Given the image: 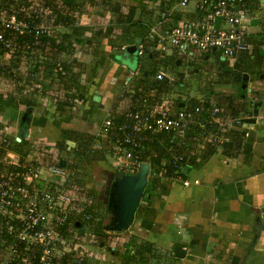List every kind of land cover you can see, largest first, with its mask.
<instances>
[{
    "label": "built area",
    "instance_id": "2783aa9c",
    "mask_svg": "<svg viewBox=\"0 0 264 264\" xmlns=\"http://www.w3.org/2000/svg\"><path fill=\"white\" fill-rule=\"evenodd\" d=\"M190 4L192 16L174 18L175 13L185 11ZM63 12L61 0H0V67L24 78L34 71L30 60L38 65L51 58L45 53L51 40L70 42L77 47L71 31L85 22L78 16L70 21ZM251 26L245 0H178L169 10L160 11L141 41L114 48L115 52H127L128 47L134 46L132 53L139 58L136 69H127L128 76L123 79L119 93L131 95L133 107L125 109L119 122L118 116L109 112L95 131L99 137L95 146L101 147L104 142L108 145L117 172H139L144 164V144L153 133H169L173 144L179 146L186 141L202 146L209 137L220 142L218 115L223 110L220 104L208 101L207 107H203L196 101L187 103L188 99L182 97V104L173 108L163 101H152L147 88L134 85L133 79L142 65L140 60L147 51L153 50L160 56L185 55L194 48L207 56L216 54L219 61L226 62L223 68L226 71L233 69L239 54L248 49ZM63 33L71 34L68 40H61ZM56 61L61 63V56ZM154 78L169 79L163 71ZM201 100L204 102V98ZM1 131L8 133V127L3 126ZM40 143L43 141L34 140L30 145ZM171 150L170 164L180 175L186 167V155ZM8 156L11 167L0 172V264H55L61 257V249L67 246L65 240L74 238L72 234L61 237L57 228L71 222V206L83 195V186L73 180L77 170L70 169L67 160L55 153L44 163L34 161L33 155ZM182 183L186 186L190 181L184 179Z\"/></svg>",
    "mask_w": 264,
    "mask_h": 264
},
{
    "label": "crops",
    "instance_id": "0c3cea01",
    "mask_svg": "<svg viewBox=\"0 0 264 264\" xmlns=\"http://www.w3.org/2000/svg\"><path fill=\"white\" fill-rule=\"evenodd\" d=\"M156 1H152L151 6L145 5L147 15L144 8H141L140 11L137 10L139 8L135 10L134 21L138 19L142 23H147V19L144 20L142 16H137L139 13L145 15L146 18L147 16L150 17V23L143 28L144 36L148 26L154 23L158 15L157 12L152 11L155 10V4L157 5ZM111 2L123 5L133 3V0H111ZM245 7L251 17L252 24L247 38L249 47L239 54L234 67L247 55L264 56V0H245ZM101 11L103 12V10ZM191 11L192 5L190 4L185 11L175 13L174 18L190 17L192 16ZM148 12L150 13L148 14ZM101 14L95 15L92 10L91 18L87 20L86 24L92 27L95 24L103 25L111 21L110 13ZM84 36H89V33L84 32ZM123 44L131 43L125 42ZM99 48L101 52L107 55V58L112 57V54L115 53V49L109 45L106 38L101 39ZM77 57L78 60L85 62L87 66L95 64L97 60V57L86 53H80ZM145 57L150 58V55L145 54ZM109 58V69H105L108 71H105L101 81L99 82L97 79L100 76V71L97 78L93 80L95 83L91 81V84H88V94L83 93V96L80 97L81 100L76 101L75 108L78 109L76 114L87 117L92 109L97 112L96 108H93V100L87 98V95L91 98L94 95H99L100 104L97 105L99 111L105 108L108 112H112L113 104L119 96L127 69L122 65L123 77L120 79L119 88L116 89L119 76V72L116 71L118 70L117 63ZM259 62L260 82L257 85L255 82L256 87L249 90L250 92L247 94L250 99L251 110H242L238 115L224 112V110L221 111L218 115L221 124L219 143L212 141L210 137L203 140L202 146L191 144L192 142L188 145L179 142L181 145H178V150H182L186 155L185 166L188 167L180 175H177L174 171L170 173V176L163 175V169L158 172L155 171L154 166L149 162L148 156L144 158V164H147L148 167L139 202L131 220L125 227L121 229L110 227L116 225L120 218L115 206L109 207L111 219L109 224L107 223V226L110 227L107 228V231L112 236L111 249H115L120 253L123 252L131 235H136L155 245L153 247L155 255L146 254L147 258L145 260H137L132 264H264V73H262L264 58ZM104 66L97 69L100 70L101 68L103 70ZM141 70L142 67L139 68L138 74L133 79L134 83ZM230 70L232 69L226 71ZM159 71L162 70L156 69L155 74ZM155 74L148 77L154 79ZM242 77L246 80L247 86L250 84V79L254 84V77L250 76L248 72H244ZM172 81L165 78L157 82L172 83ZM242 85L241 83L240 88ZM238 88L239 84L237 83L235 89L238 91ZM113 91L117 92L116 99L107 102V98L114 95ZM163 96L161 93V101L164 98ZM241 96L243 97V94ZM152 101L156 100L152 98ZM208 101V98H204V103ZM24 102L28 103V106H26L28 113L36 114L35 111H40L34 109L33 113L34 103L31 104L32 102L28 100ZM176 102L174 107L180 106L182 104L181 98L176 99ZM255 102H261L257 114L253 113V103ZM36 104L37 102H35L34 107ZM220 106L221 108L224 107L221 104ZM28 113L24 114L27 115ZM38 113L39 115L36 114L38 116H33L35 118V123L32 121L34 125L30 119L28 120L29 117L25 116V134L33 131V139H38L42 133L47 136L51 135L50 138L56 140L59 135V128L53 125L50 116L44 115L43 111ZM9 115L11 114L9 113ZM12 116L16 117V114L14 113ZM249 117H255V122L247 123L243 121L244 118ZM239 119L242 121L236 122ZM74 121H76V118H73L72 123ZM46 130L50 133H46ZM76 130L82 131L83 128L77 127ZM84 130V132L88 131L87 129ZM230 130H238V132L243 133L240 145L235 144V137L228 135ZM88 133L93 132L89 130ZM209 142L215 143V152L204 161H199L200 152H204L205 148L212 146V144L206 145ZM100 143L102 142L100 141ZM104 144L106 143L104 142ZM104 144L101 148L105 151L101 152L102 159L99 163L115 173L117 171L115 170V164H113L112 150L107 144ZM172 147L170 146L168 149L169 159ZM108 158L111 161L113 160V163ZM138 173L126 174V176L134 175L137 177ZM184 179L190 181L186 186L182 183ZM195 179H198L199 182L194 183L193 180ZM86 186H90V184L87 182ZM91 191L95 190L92 189ZM91 203L89 201L88 206ZM176 245L184 252L182 256L174 254ZM91 246L93 247H88L90 250L86 254L87 261L84 264H121L119 256L114 254L108 247L99 244H92ZM160 248H162L161 251Z\"/></svg>",
    "mask_w": 264,
    "mask_h": 264
},
{
    "label": "trees",
    "instance_id": "16d2710c",
    "mask_svg": "<svg viewBox=\"0 0 264 264\" xmlns=\"http://www.w3.org/2000/svg\"><path fill=\"white\" fill-rule=\"evenodd\" d=\"M148 1L155 0H133V3L123 5L112 3L111 0H61L63 3L64 18L72 21L75 16H78L85 22L84 24L73 27L71 31V34L76 36L75 41L78 43L77 47L72 46L70 42L68 44H62V42L56 43L55 39L53 41L51 40L49 47L45 50V53L51 58L38 65L36 62H33V59L30 60V67L34 71L24 78L20 74H15L8 69L0 67V112L8 108H18L19 103L22 101L37 102L40 99L42 105L44 104L45 106L43 114L46 116L49 114L53 125L59 128V135L54 143L43 142L37 145H30L32 139H27L26 134L24 136L19 134L21 140L17 141L14 136L2 132L1 129L3 126L0 122V172L11 167L9 166L8 159V155L11 153L19 155L21 158H25L27 155H33L34 161L44 163L52 158L54 153L58 157L61 150L73 149L79 151V153L76 152L78 164L75 168L79 172H82V175L87 173L92 154L98 150L100 152H104L105 150L101 147H98V149L95 147V140L99 139L95 134L77 131L71 127L72 120L76 114V101L80 98V95L88 92V83H85L87 78H89L86 77L88 66L85 62L78 60L77 56L80 53H86L97 57L96 63L92 65L93 75L90 79L95 78L97 76V68L103 67L106 63V54L99 50L102 38H106L112 48H118L125 42L132 44L135 41L139 42L142 40L144 26H142L140 20L134 21L133 17L135 10L137 8H144ZM96 6L103 10L101 15L103 13H110L111 21L103 25L95 24L91 27L86 22L91 18L92 8ZM113 21L115 23H112ZM84 32H88L89 36H84ZM71 34L63 33L61 40H68ZM154 54L155 52L153 50L147 51V56L150 55V58ZM57 56H61V63L56 61ZM113 56L114 54H112V58L114 59ZM262 58H264L263 55H247L245 59L239 61L232 70L226 73L231 74L233 82L235 81V84H237L236 82L241 80L242 74L247 72L245 69L247 62L251 59L259 64ZM117 68V72L123 69L121 65H117ZM115 74L117 75V73ZM152 74H155V72H142L136 82L138 86L148 89L151 99L154 98L157 102H161L160 94L162 89L158 86L159 82L156 84L150 81L152 79L148 76ZM257 74H261V71L259 70ZM23 79L24 81H22ZM86 97L92 100L89 95ZM99 104L100 101H93V108H96ZM230 104L234 106L233 102H230ZM131 107H133V98L131 95L118 96L111 112L118 116L116 122L120 121V115L125 109ZM92 111L94 112L93 109ZM240 111V105L237 104L233 108V114L238 115ZM228 135L235 137V144L240 145L243 139L242 132L230 130ZM149 137V141L144 144L142 158L144 159L148 156L149 162L154 166L155 171L158 172L160 169H163V175L170 176V173L174 169L168 158L169 147L173 146L172 148L174 150L184 152L178 150V145L173 144L169 133L157 132L151 134ZM66 140L75 142L74 147L67 145ZM185 143L188 145L191 142L186 141ZM212 143L209 142L206 145L209 146ZM214 144L211 147L205 148L204 152H200L198 156L199 161H204L215 152ZM81 193H83L81 199L71 206V222L66 227L57 228L60 231L61 237L66 238L65 234H71H68L69 231H67V228L77 230L80 239L84 238L87 242L94 240V243L108 247L114 254L119 256L121 264H132L137 260H145L147 258L146 254L150 256L155 255V249L153 248L155 245L136 235L130 236L123 252L120 253L119 251H115V249H111L110 242L112 236L105 230L107 226L106 215L109 213L108 207L106 205L103 206L101 199L96 198L95 191L90 190L88 192L83 188ZM89 201L92 203L88 206ZM76 222H79L78 226H76ZM86 261L87 255L81 252V250H67V248H64L61 249V257L55 264H84Z\"/></svg>",
    "mask_w": 264,
    "mask_h": 264
},
{
    "label": "rangeland",
    "instance_id": "374dc122",
    "mask_svg": "<svg viewBox=\"0 0 264 264\" xmlns=\"http://www.w3.org/2000/svg\"><path fill=\"white\" fill-rule=\"evenodd\" d=\"M178 0H157V5L155 4V11L158 14L160 13L161 10L165 9H170L171 7L175 6L177 4ZM154 2V1H153ZM152 1H148L146 6H151ZM144 6V12L146 14V9L147 7ZM141 8L137 9L140 11ZM93 12L95 15H99L102 13L101 9L96 6L92 8ZM138 11V12H139ZM143 12V13H144ZM150 12H148L149 14ZM147 15V14H146ZM152 15V14H151ZM138 17H143V19H147V23H142V26H146L148 23H150V17L142 14H138ZM97 19V18H96ZM138 20V19H137ZM146 22V21H145ZM82 24V23H81ZM146 32V31H145ZM107 56V55H106ZM205 54H200L196 49H191L188 53L185 55L183 54H177L174 53L172 55H164L160 56L158 53H155L151 58L149 57H143L140 61L142 63V70L140 71L139 77L141 76V72H155L156 69H160L166 74H168L169 79L173 78L172 83H166V82H159L158 86L161 87L162 89V94L164 95L162 98V101L164 102V105H167L171 107V105L175 106L176 99H180L182 97H186L188 99L187 103H191L192 101H196L198 103H201L203 107H207V105L201 100V98H208L210 103L213 104H221L224 107L223 110L224 112L231 113L233 114V108L238 104L240 105L241 111L246 110L250 111L251 109V103L249 97H247V94H249V90L252 88H255V82L256 85L258 82H260L259 77L261 74H257L259 72V64L256 63L255 60H249L245 66V69L247 72L252 75L254 84L252 80L250 79V84L247 86L246 80L242 77L239 82H236L239 84L238 91L235 89V81L233 82V78L231 74H228L225 71L224 66H226V62L224 61H219V63H214V59H218V56L216 54L210 53L207 57V59H204ZM216 56V57H214ZM114 59L112 57H108L111 59L113 62L117 63V65H123L125 66L126 69L134 70L137 68L138 63H139V58H137L133 53H128L126 51H117L114 53ZM107 58V57H106ZM108 58L106 59V63L103 70L97 69V74L100 73V76L97 78L99 82L101 81V77L104 75L105 71L107 72L108 70H105L106 68L109 69L108 63L109 60ZM180 59L181 63L177 64L176 60ZM246 63V62H245ZM112 66V65H111ZM122 66V67H123ZM139 67V68H141ZM127 71V70H126ZM92 72L93 68L92 65H88L87 67V74L86 77L87 81L85 83L91 84V81L94 80L92 77ZM264 73V69L263 72ZM125 75V74H124ZM128 76V71L125 75L124 78ZM123 77V69L120 70L119 76H118V82L116 83V89L119 88V82L120 79ZM136 80L134 85L136 86ZM152 83H156L159 80H156L155 78L150 80ZM94 82V81H93ZM95 83V82H94ZM243 84L242 87L240 88V84ZM138 86V85H137ZM142 88V86H139ZM234 87V88H233ZM212 90V91H211ZM114 95H111L113 97H108L107 102L110 100H115L116 99V91H113ZM243 94V97L241 96ZM229 99V101H228ZM81 100V99H79ZM225 102V103H224ZM230 102L234 103V106L230 104ZM35 104V102H32L31 104ZM27 104V105H25ZM33 104V113L34 109H39L40 111H43L45 109L44 104L42 105L41 100L37 101V104L34 107ZM77 104L81 105L80 103L77 102ZM28 103L22 101L19 103V107L15 108L14 111L13 109H4L3 111L0 112V122L2 126H7L8 127V133L14 137H19L25 135L26 127H25V122L24 120H21V116H27L28 120L35 123V116L36 114L39 115L38 112L40 111H35L36 114H30L28 113ZM108 107V106H107ZM82 108V107H81ZM75 113L78 110L75 108ZM16 110V111H15ZM81 110V109H80ZM97 112H91L87 113L88 116L85 117L84 115H78L75 114L76 121L71 123L72 126H74V130L77 129V127L83 128L81 132H84V129H87L88 131L90 130L91 132H97L99 125H101L102 120L104 119L105 115H107L111 111H107V109H103L99 111L98 106L96 107ZM240 111V112H241ZM9 113L11 115H9ZM16 114V117L12 116L13 114ZM24 113H28L27 115ZM24 114V115H23ZM36 115V116H38ZM12 116V117H11ZM48 116H50L48 114ZM47 116V117H48ZM46 117V118H47ZM32 118V119H31ZM86 118V119H85ZM28 122V121H27ZM32 124L34 125V123ZM24 125V126H23ZM28 125V124H27ZM71 126V127H72ZM85 126V127H84ZM37 127V125H35ZM76 128V129H75ZM94 129V131H93ZM88 131L86 133H88ZM46 133H50L49 131H45ZM21 136H20V135ZM33 131L26 133V138L27 139H33L32 138ZM90 134V133H89ZM95 134V133H94ZM51 135H44L41 133L38 139H33L34 140H40L43 142H49V143H54V141L50 138ZM31 137V138H30ZM97 147V146H95ZM98 149V147H97ZM77 153H79L78 150H61L60 155L62 158H65L68 162V166L70 169H77L75 168L78 164V157ZM102 159L101 157V152L98 150L97 152L93 153L91 156V162L88 164V170L87 173L82 175V173H79L77 169V173L73 176V180L83 186L85 190H95L96 192V198L101 199L102 205L108 207V214L106 215V223L109 224L110 219H111V212L110 208L114 205V198L116 194V188L119 183H121V179H124L126 174H121L119 172L113 173L110 169L103 167L100 165L99 161ZM109 159V158H108ZM111 161V159H109ZM113 163V160L111 161ZM114 164V163H113ZM112 165V164H111ZM89 180V181H88ZM90 184V186H86V183ZM123 182V181H122ZM88 187V189H87ZM106 232L108 233L107 229H105ZM68 234L71 233L74 238L65 240V245L67 244L66 248L67 250H81V252L84 251V253H88V247L91 248L92 244H97L91 241L84 240V238L80 239L79 233H77V230L69 229L67 228ZM67 237H69L67 235Z\"/></svg>",
    "mask_w": 264,
    "mask_h": 264
},
{
    "label": "water",
    "instance_id": "95a60500",
    "mask_svg": "<svg viewBox=\"0 0 264 264\" xmlns=\"http://www.w3.org/2000/svg\"><path fill=\"white\" fill-rule=\"evenodd\" d=\"M135 47L134 46H130L127 48V52L132 53L134 52ZM207 55L204 56V59H207ZM181 60L177 59L176 63L180 64ZM214 63H217V60H214ZM262 77V76H261ZM92 100L94 102H99L100 101V97L99 95H94L92 97ZM261 105V102H255L253 103V113L257 114V110L258 107ZM21 120H25V115L22 117ZM244 122L247 123H254L255 122V117H249V118H244L243 120ZM66 144L69 145L70 147H74L75 142L71 141V140H66ZM148 165L147 164H143L141 166V169L138 173V176H134V175H127L124 177V179H121V183H119L117 185L116 188V194H115V198L117 199L118 197V191L121 192H125V200L123 202H118L117 206H116V202H115V198H114V206L116 208V212L120 218V221L114 226H110L112 228H116V229H121L123 227H125L127 225V223L131 220L132 218V214L139 202V197H140V192L141 189L143 187V182L145 179V175H146V170H147ZM188 169V167L186 166L184 168V171H186ZM123 181V182H122ZM79 225V222H76V226ZM108 226H106L107 228H110ZM183 251L180 249V247L178 245H176L174 247V254L177 256H182L183 255Z\"/></svg>",
    "mask_w": 264,
    "mask_h": 264
},
{
    "label": "bare ground",
    "instance_id": "6f19581e",
    "mask_svg": "<svg viewBox=\"0 0 264 264\" xmlns=\"http://www.w3.org/2000/svg\"><path fill=\"white\" fill-rule=\"evenodd\" d=\"M124 196H125V192L118 191V197L117 199L115 198L116 206L118 205L117 204L118 202H123L125 200Z\"/></svg>",
    "mask_w": 264,
    "mask_h": 264
},
{
    "label": "flooded vegetation",
    "instance_id": "af4514ba",
    "mask_svg": "<svg viewBox=\"0 0 264 264\" xmlns=\"http://www.w3.org/2000/svg\"><path fill=\"white\" fill-rule=\"evenodd\" d=\"M214 60H217V63H219V60L218 59H214Z\"/></svg>",
    "mask_w": 264,
    "mask_h": 264
}]
</instances>
